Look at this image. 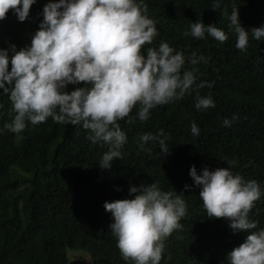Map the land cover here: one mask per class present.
Returning a JSON list of instances; mask_svg holds the SVG:
<instances>
[{"label": "trees", "instance_id": "obj_1", "mask_svg": "<svg viewBox=\"0 0 264 264\" xmlns=\"http://www.w3.org/2000/svg\"><path fill=\"white\" fill-rule=\"evenodd\" d=\"M46 3L36 0L23 22L9 10L0 20V48L30 44ZM144 3L158 29L151 46L167 42L186 56L195 52L204 57L206 62L186 63L185 68L196 69L197 83L206 82L199 93H210L215 107L197 110L192 93L152 109L146 121L133 109V122L119 121L128 138L122 158H114L105 169L98 161L109 146L91 143L81 126L49 118L29 124L21 134L5 129L12 118L11 103L0 93V264H68L69 250L87 252L91 264H133L121 256L104 203L127 197L129 186L140 183L176 191L188 206L183 228L165 240L160 264H228L227 252L245 239L247 232H233L227 219L207 217L189 171L193 165L198 174L204 167H228L227 160L234 173L264 188V41L250 36L247 50L237 49L223 11L230 14L238 6L242 26L251 32L264 24V0H220L218 9L213 0ZM196 20L215 24L228 40L221 43L207 33L203 39L184 35ZM75 87L69 84L68 90ZM234 114L231 126H222ZM193 122L200 129L198 137L191 134ZM160 129L169 137V153L163 155L153 141L145 145L148 150L138 148L141 135ZM186 184L191 186L187 190ZM249 217L257 222L250 231L264 229V197Z\"/></svg>", "mask_w": 264, "mask_h": 264}, {"label": "clouds", "instance_id": "obj_2", "mask_svg": "<svg viewBox=\"0 0 264 264\" xmlns=\"http://www.w3.org/2000/svg\"><path fill=\"white\" fill-rule=\"evenodd\" d=\"M36 0H0V20L11 10L19 21H25ZM220 8V0H213ZM228 29L236 35L235 47L246 51L250 36L264 41V24L246 29L233 6ZM43 19L31 36L30 44L17 48L10 44L0 48V93L11 103L8 131L21 134L30 125L36 126L51 118L54 122L81 126L88 131L93 144L108 145L98 161L101 168H110L114 158H122L121 149L127 134L119 121L133 122L131 115L146 121L151 110L195 93V108L215 107L212 95H200L206 82L197 83L195 66L204 57L195 52L186 56L167 42L153 45L158 29L147 12L144 0H47ZM206 33L224 43L228 34L215 26L196 20L191 35L203 39ZM83 83V86H79ZM77 85L68 90V85ZM210 87V85H208ZM3 105L0 104V108ZM237 117L225 118L222 126L230 127ZM191 134L200 129L191 124ZM168 135L163 129L138 138V148L148 150L149 141L158 143L161 152L169 153ZM150 151V150H149ZM228 167L198 174L195 165L189 175L200 188L199 197L209 218H225L233 232H247L242 243L227 252L228 264H264V229L249 213L264 197V188L256 180H246ZM190 185H185V190ZM119 190V189H117ZM111 213L110 232L125 261L133 264H160L165 240L183 225L188 206L176 191H165L158 183L130 185L128 196L106 201Z\"/></svg>", "mask_w": 264, "mask_h": 264}, {"label": "rangeland", "instance_id": "obj_3", "mask_svg": "<svg viewBox=\"0 0 264 264\" xmlns=\"http://www.w3.org/2000/svg\"><path fill=\"white\" fill-rule=\"evenodd\" d=\"M170 236L167 239H169ZM68 258H69L68 264H91L92 263L90 255L85 251L69 250Z\"/></svg>", "mask_w": 264, "mask_h": 264}]
</instances>
